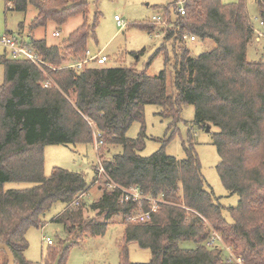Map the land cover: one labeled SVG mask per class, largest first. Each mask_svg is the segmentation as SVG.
<instances>
[{
	"label": "trees",
	"instance_id": "trees-1",
	"mask_svg": "<svg viewBox=\"0 0 264 264\" xmlns=\"http://www.w3.org/2000/svg\"><path fill=\"white\" fill-rule=\"evenodd\" d=\"M179 2L160 8L169 26L161 31L165 46L149 61L151 65L165 55V69L155 77L135 68L52 69L69 61L65 50L71 52L73 64L86 58L88 42L96 36V25L88 22L70 34L63 50L49 46L46 40H25L19 33L23 45L35 50L48 66L14 59L5 50L0 59L5 70L0 87V246H9L16 264H34L25 256L29 248L26 235L31 228L44 227L43 217L58 202L65 209L54 221L63 226L67 240L49 245L53 248L43 264H67L74 246L86 236H104L107 221L118 215L124 219L120 264H134L128 251L134 242L151 252L152 259L145 264H238L227 259L225 250L207 246L215 234L242 264H264V63L247 59L255 29L246 0L231 5L221 0H186L184 15L177 11ZM6 3L18 12H26L30 5L38 10L30 31L50 23L62 28L70 19H87L89 14L86 0ZM258 6L264 26V0ZM157 26L151 21L141 28L151 34ZM185 37L213 41L216 47L194 56L185 46L189 42ZM168 68L174 71V95L167 91ZM149 105L161 107V115L171 120V135L158 152L145 158L139 155L145 148L144 127L137 139L127 134L135 122L144 123ZM186 105L195 108L193 125L219 129L212 135L220 156L217 171L230 195L239 197L237 207H223L205 189L191 129L183 141L186 158L177 160L166 154V144L179 131ZM95 141L109 179L101 197L89 208L97 212L96 217H86L84 197L93 183L89 185L83 173L57 167L46 177L44 149ZM109 147H121L122 152L107 160ZM7 183L34 186L5 190ZM109 184L117 188L112 190ZM131 188L156 201L157 211L149 221L134 217L151 211V202H121L122 189ZM102 216L105 222L99 221ZM181 242H193L196 247L181 249ZM0 253V264H8L5 252Z\"/></svg>",
	"mask_w": 264,
	"mask_h": 264
},
{
	"label": "rangeland",
	"instance_id": "rangeland-1",
	"mask_svg": "<svg viewBox=\"0 0 264 264\" xmlns=\"http://www.w3.org/2000/svg\"><path fill=\"white\" fill-rule=\"evenodd\" d=\"M89 14L87 19L77 16L59 28L50 23L47 27L30 31V24L38 14V10L29 6L26 12H18L8 5L6 0H0V37L8 34L18 36L23 33L25 40H46L49 45H58L64 49L67 38L85 22L89 25H96L95 39H90L88 49L93 55L103 52L108 57V62L102 66L105 68H135L140 72H146L149 76L155 77L165 69V55L161 54L151 65L149 61L155 51L162 45L165 46L163 27H155L154 33H148L141 26L152 21L154 16L162 14L160 8L170 5L174 0H86ZM225 5L237 4L239 0H221ZM259 0H246L249 16L255 29L253 41L248 46L247 59L251 63H264V26L261 25ZM119 17L120 24L116 21ZM170 19L177 20L170 16ZM23 25V28H20ZM59 32V37H54V33ZM191 50L194 56L210 52L215 49L213 41H194L185 45ZM170 49V47H169ZM5 49L0 45V59L5 54ZM143 52V53H142ZM170 55L171 51L169 50ZM142 53V54H141ZM63 54L71 60L63 62L59 67L51 66L52 69H61L74 63L69 59L70 51H63ZM81 61V60H80ZM173 64V63H172ZM171 65V63H170ZM89 67H99L90 64ZM167 91L169 95L176 94L174 86V71L168 68ZM47 78L51 81L49 74ZM5 80V70L0 64V87ZM162 108L149 105L145 108L144 123L135 122L128 131V138L137 139L144 127L145 148L139 153L142 157H150L158 152L164 142L171 135L168 132L170 119L164 118ZM182 121L178 124V132L172 140L166 144L165 151L168 156L177 160L186 158L183 141L187 140L188 130L194 135L195 149L202 165V173L205 180V189L213 192L218 199V203L225 208L237 207L239 197L230 195L222 184L218 175L217 166L220 163V156L213 143L212 135L219 132V129L212 125L210 132L206 129L193 125L195 119V108L193 106H183ZM98 137V134H97ZM99 146L94 144H78L72 146H47L44 149L46 177H50L54 168H62L76 173H83L93 187L84 197L87 205L86 217H96L97 212L90 211V206L101 197L103 184L107 183L108 174H101L98 170L104 167L100 164L98 155ZM122 152L121 147H109L106 151V159L112 160L115 155ZM30 183H7L5 190H24L33 187ZM65 209V204L58 202L43 217V228L29 229L26 238L29 248L25 252L28 261L34 264H43L51 248L46 239L49 238L57 244L60 240H67V234L63 226L55 222V218ZM224 216L228 222L232 219L227 211ZM105 222V216L99 218ZM108 229L104 236H86L79 246L71 249L67 264H120L121 243L124 237V219L121 215L112 216L108 221ZM181 249H194L193 242H181ZM129 261L134 264L149 263L152 259L151 252L141 248L137 243L128 245Z\"/></svg>",
	"mask_w": 264,
	"mask_h": 264
},
{
	"label": "built area",
	"instance_id": "built-area-1",
	"mask_svg": "<svg viewBox=\"0 0 264 264\" xmlns=\"http://www.w3.org/2000/svg\"><path fill=\"white\" fill-rule=\"evenodd\" d=\"M185 3H186V0H180V2L178 3L177 11L181 15L185 14ZM115 19L120 24V22H121L120 18L116 17ZM152 23L156 24V25H160L161 27H168L169 26L168 20L165 18L164 14L154 16L152 18ZM261 25H263V23H261ZM53 35H54V37H59L60 33L56 32ZM185 39L188 40L189 42L196 41L195 37H185ZM24 43H25L24 40H21L18 36H15L12 34H8V35H4V36L0 37V45L5 50H8V52L10 53V55L14 59L28 60V61L35 63L36 65H38L41 68H42V66H48L47 63H45V61L41 57L38 56V54L36 53L35 50L31 49L30 47H28L26 45H23ZM107 62H108V57L103 55V52L100 51L99 53L93 55L89 50H87L86 58L84 60L79 61L78 63L73 64L69 67H76L79 69H84L86 67H89L90 64L102 67ZM47 86L48 85L45 84V87H47ZM98 171L101 174L106 173L103 167L99 168ZM108 179H109V177L107 178V180ZM108 187L112 190L117 188V186H115L114 184H109ZM122 191H123V194L121 196V202L122 203L127 202V201L142 203L143 200L151 202V204H152V210L151 211L140 212L136 217H134V219L136 221H140V222L149 221L151 219V214L157 211L156 201L152 198L144 197L138 188L122 189ZM46 241H47L48 245H52L54 243L53 240H51L49 238H47ZM207 246L209 248H216V249L225 250L226 255H227V259L229 261H235L238 264H242V262H240L237 259V257L234 255V253L232 252V249L227 247L224 244L222 238L219 235L215 234L208 241Z\"/></svg>",
	"mask_w": 264,
	"mask_h": 264
},
{
	"label": "water",
	"instance_id": "water-1",
	"mask_svg": "<svg viewBox=\"0 0 264 264\" xmlns=\"http://www.w3.org/2000/svg\"><path fill=\"white\" fill-rule=\"evenodd\" d=\"M207 132H210V127L207 128ZM0 250L5 252L8 258V264H16L15 256L8 245L0 246Z\"/></svg>",
	"mask_w": 264,
	"mask_h": 264
},
{
	"label": "crops",
	"instance_id": "crops-1",
	"mask_svg": "<svg viewBox=\"0 0 264 264\" xmlns=\"http://www.w3.org/2000/svg\"><path fill=\"white\" fill-rule=\"evenodd\" d=\"M49 45V44H48ZM49 46H53V45H49ZM64 211V210H63ZM62 211V212H63ZM3 259V255L0 253V261Z\"/></svg>",
	"mask_w": 264,
	"mask_h": 264
}]
</instances>
